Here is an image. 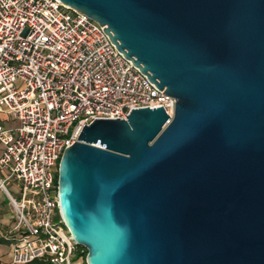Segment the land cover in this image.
I'll list each match as a JSON object with an SVG mask.
<instances>
[{"label":"water","instance_id":"1","mask_svg":"<svg viewBox=\"0 0 264 264\" xmlns=\"http://www.w3.org/2000/svg\"><path fill=\"white\" fill-rule=\"evenodd\" d=\"M165 92L64 148L58 200L87 264H264V0H59Z\"/></svg>","mask_w":264,"mask_h":264},{"label":"built area","instance_id":"2","mask_svg":"<svg viewBox=\"0 0 264 264\" xmlns=\"http://www.w3.org/2000/svg\"><path fill=\"white\" fill-rule=\"evenodd\" d=\"M146 105H163L171 118L176 98L101 22L59 0H0V189L13 212L11 264H76L79 245L58 200L61 154L95 117ZM11 178L19 197L5 185Z\"/></svg>","mask_w":264,"mask_h":264},{"label":"crops","instance_id":"3","mask_svg":"<svg viewBox=\"0 0 264 264\" xmlns=\"http://www.w3.org/2000/svg\"><path fill=\"white\" fill-rule=\"evenodd\" d=\"M5 203H7V198L0 190V264H11L10 234L8 229L13 221V212L11 207L8 208Z\"/></svg>","mask_w":264,"mask_h":264},{"label":"rangeland","instance_id":"4","mask_svg":"<svg viewBox=\"0 0 264 264\" xmlns=\"http://www.w3.org/2000/svg\"><path fill=\"white\" fill-rule=\"evenodd\" d=\"M3 123H5V122H3ZM0 175H4V171L1 168H0ZM17 182H18V180L11 178V179H8L5 181V185L8 187V189L11 191V193L14 196L19 197ZM0 190L4 193V191L2 189H0ZM5 196H6V194H5ZM6 198H7V196H6ZM5 204H6V206H8V208L11 207V205L9 204L8 198H7V203H5ZM85 258H86L85 255L80 257L79 251H77L74 255H72V260H74L76 262V264H87V262L85 261Z\"/></svg>","mask_w":264,"mask_h":264},{"label":"trees","instance_id":"5","mask_svg":"<svg viewBox=\"0 0 264 264\" xmlns=\"http://www.w3.org/2000/svg\"><path fill=\"white\" fill-rule=\"evenodd\" d=\"M78 251H79L80 255L82 254V256H84V255H85V257L87 256V248L85 246L79 245ZM85 261H86V258H85ZM29 264H51V263L46 259L35 258Z\"/></svg>","mask_w":264,"mask_h":264}]
</instances>
